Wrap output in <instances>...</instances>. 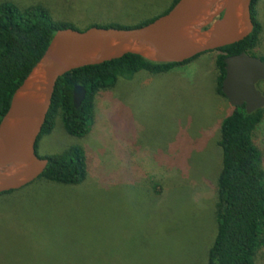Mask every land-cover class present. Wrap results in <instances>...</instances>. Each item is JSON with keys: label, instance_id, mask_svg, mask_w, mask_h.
I'll return each instance as SVG.
<instances>
[{"label": "rangeland", "instance_id": "obj_1", "mask_svg": "<svg viewBox=\"0 0 264 264\" xmlns=\"http://www.w3.org/2000/svg\"><path fill=\"white\" fill-rule=\"evenodd\" d=\"M41 5L77 28L136 26L173 0H0ZM221 4L202 7L199 36ZM264 58V0L255 7ZM217 51L168 72L118 80L95 99L89 134L70 136L62 112L37 143L39 157L84 150L79 185L37 179L0 195V264H208L217 232L221 125L234 107L216 91ZM264 94V84L259 89ZM264 168V121L254 134ZM254 264H264V245Z\"/></svg>", "mask_w": 264, "mask_h": 264}, {"label": "trees", "instance_id": "obj_2", "mask_svg": "<svg viewBox=\"0 0 264 264\" xmlns=\"http://www.w3.org/2000/svg\"><path fill=\"white\" fill-rule=\"evenodd\" d=\"M178 1L173 0L164 14ZM257 1L252 2V18L255 24L253 33L238 43L216 50L219 53L215 60L218 70L216 91L223 97L225 59L241 53L251 55L259 43L260 25L255 9ZM158 17L131 27L94 24L80 29L71 23L53 20L50 12L41 5L19 9L10 2H2L0 122L10 107L13 95L41 62L59 29L87 30L94 26L132 29L143 27ZM197 57L181 64H159L139 54L128 53L122 58L66 74L56 84L52 106L39 140L52 131L60 111L64 128L70 136H86L93 122L95 99L101 90L115 86L121 79L130 81L142 72H168L176 66L192 62ZM76 85L86 89L85 99L78 109L73 102V89ZM263 121L264 108L249 114L243 106L234 108L222 122L219 141L222 149V169L218 179L216 204L217 232L208 253V264H254L257 253L264 245V168L261 164V152L254 144L255 131ZM43 158L49 159V164L38 180L75 186L83 183L87 177L86 156L81 147L73 146L61 154ZM11 192L14 191L7 193Z\"/></svg>", "mask_w": 264, "mask_h": 264}, {"label": "water", "instance_id": "obj_3", "mask_svg": "<svg viewBox=\"0 0 264 264\" xmlns=\"http://www.w3.org/2000/svg\"><path fill=\"white\" fill-rule=\"evenodd\" d=\"M253 0H179L166 14L132 29L91 27L87 30L59 29L30 77L17 89L7 113L0 122V194L19 190L36 181L49 159L36 149L52 106L56 84L66 74L92 65L139 54L159 64H181L195 57L238 43L255 29ZM221 4L218 18L197 40L182 35L198 18L202 7ZM222 92L234 107L247 113L264 108V95L257 84L264 82V60L241 53L227 57ZM39 69L41 78L33 81ZM86 89H73L75 108H80Z\"/></svg>", "mask_w": 264, "mask_h": 264}, {"label": "bare ground", "instance_id": "obj_4", "mask_svg": "<svg viewBox=\"0 0 264 264\" xmlns=\"http://www.w3.org/2000/svg\"><path fill=\"white\" fill-rule=\"evenodd\" d=\"M205 3H211L213 0H203ZM200 22H201V18H197L195 20H193L191 22V26H187L183 32H182V35L187 37V38H190V39H193V40H197V36H196V31H195V27L196 26H199L200 25ZM41 78V74L39 72V69H37L33 76H32V79L33 81H39V79Z\"/></svg>", "mask_w": 264, "mask_h": 264}, {"label": "flooded vegetation", "instance_id": "obj_5", "mask_svg": "<svg viewBox=\"0 0 264 264\" xmlns=\"http://www.w3.org/2000/svg\"><path fill=\"white\" fill-rule=\"evenodd\" d=\"M262 84H264V82H259L256 86H257V88L259 89V87L262 85ZM262 93V92H261ZM263 94V93H262ZM264 95V94H263Z\"/></svg>", "mask_w": 264, "mask_h": 264}]
</instances>
